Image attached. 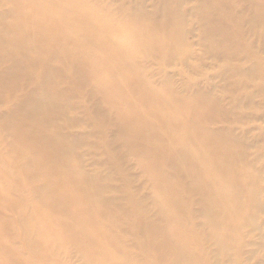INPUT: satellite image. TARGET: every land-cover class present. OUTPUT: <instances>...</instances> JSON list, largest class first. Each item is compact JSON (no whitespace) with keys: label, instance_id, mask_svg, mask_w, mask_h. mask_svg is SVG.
Masks as SVG:
<instances>
[{"label":"bare ground","instance_id":"bare-ground-1","mask_svg":"<svg viewBox=\"0 0 264 264\" xmlns=\"http://www.w3.org/2000/svg\"><path fill=\"white\" fill-rule=\"evenodd\" d=\"M263 261L264 0H0V264Z\"/></svg>","mask_w":264,"mask_h":264},{"label":"rangeland","instance_id":"rangeland-1","mask_svg":"<svg viewBox=\"0 0 264 264\" xmlns=\"http://www.w3.org/2000/svg\"><path fill=\"white\" fill-rule=\"evenodd\" d=\"M190 39H193V36H191V37H190ZM262 264H264V261H263V263H262Z\"/></svg>","mask_w":264,"mask_h":264}]
</instances>
